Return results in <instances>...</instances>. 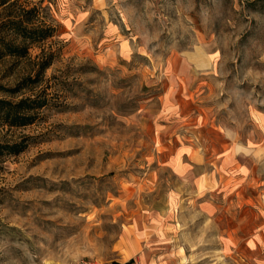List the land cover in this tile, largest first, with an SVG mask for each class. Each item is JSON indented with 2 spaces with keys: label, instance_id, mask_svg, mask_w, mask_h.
<instances>
[{
  "label": "rangeland",
  "instance_id": "374dc122",
  "mask_svg": "<svg viewBox=\"0 0 264 264\" xmlns=\"http://www.w3.org/2000/svg\"><path fill=\"white\" fill-rule=\"evenodd\" d=\"M30 3L56 31L0 59V98L48 103L0 125L29 137L0 156V264H264V0Z\"/></svg>",
  "mask_w": 264,
  "mask_h": 264
},
{
  "label": "trees",
  "instance_id": "16d2710c",
  "mask_svg": "<svg viewBox=\"0 0 264 264\" xmlns=\"http://www.w3.org/2000/svg\"><path fill=\"white\" fill-rule=\"evenodd\" d=\"M30 2L31 0H0V8L12 9L0 28V59L7 56L26 57L32 45L39 44L54 35L56 31L54 26L36 21L40 15V7L31 6ZM52 60V57H48L41 61L35 77L27 76L16 87L7 90L16 93L30 86L29 82H38L40 74L52 65ZM47 103V98L40 94L17 100L0 98V125L11 127L32 125L39 110ZM28 138L13 143L0 142V156L18 155L24 152L29 146Z\"/></svg>",
  "mask_w": 264,
  "mask_h": 264
},
{
  "label": "crops",
  "instance_id": "0c3cea01",
  "mask_svg": "<svg viewBox=\"0 0 264 264\" xmlns=\"http://www.w3.org/2000/svg\"><path fill=\"white\" fill-rule=\"evenodd\" d=\"M261 237L259 236V234H257V237H253V242H259V243H257V245H254L256 248H257V250L259 249V247H260V242H262L261 241V239H260ZM255 240V241H254ZM254 251V250H253ZM258 253V252H257ZM257 253H256V251H255V254H253V257H255V261H253L252 260V262H253V264H260V262H259V254L257 255Z\"/></svg>",
  "mask_w": 264,
  "mask_h": 264
}]
</instances>
